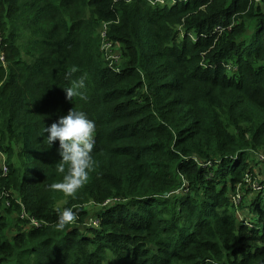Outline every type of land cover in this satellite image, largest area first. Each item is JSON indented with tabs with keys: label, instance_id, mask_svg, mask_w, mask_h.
Listing matches in <instances>:
<instances>
[{
	"label": "trees",
	"instance_id": "1",
	"mask_svg": "<svg viewBox=\"0 0 264 264\" xmlns=\"http://www.w3.org/2000/svg\"><path fill=\"white\" fill-rule=\"evenodd\" d=\"M152 1L0 0V264H264V0ZM83 74L95 164L66 196L43 130Z\"/></svg>",
	"mask_w": 264,
	"mask_h": 264
},
{
	"label": "clouds",
	"instance_id": "2",
	"mask_svg": "<svg viewBox=\"0 0 264 264\" xmlns=\"http://www.w3.org/2000/svg\"><path fill=\"white\" fill-rule=\"evenodd\" d=\"M171 1V0H170ZM7 47V42H5ZM5 51V62L0 59L4 67L8 66L7 51ZM115 72H119L115 67ZM118 69V71H117ZM73 68L71 72H75ZM86 74L81 75L78 80L72 82L71 86L64 87L66 98L74 101L79 97L86 99L83 93L85 88ZM47 133L44 142L47 148L52 147L57 141L59 143L58 152L62 158L57 164V172L62 174V179L48 185L52 191L62 192L66 196H73L89 179V173L93 169L95 161L93 151L96 144V124L90 119L85 111L77 107L69 110L67 115L60 117L58 122L50 127H45L43 134ZM42 134V135H43ZM7 163V162H6ZM57 211V222L55 228L57 231L64 230L71 225L77 218V214L71 208H64Z\"/></svg>",
	"mask_w": 264,
	"mask_h": 264
},
{
	"label": "built area",
	"instance_id": "3",
	"mask_svg": "<svg viewBox=\"0 0 264 264\" xmlns=\"http://www.w3.org/2000/svg\"><path fill=\"white\" fill-rule=\"evenodd\" d=\"M171 1L173 3L177 2V0H171ZM184 1H188V0H184ZM105 34H106V32L103 33V35H105ZM105 37H106V35L104 36L103 49L105 50L106 54H109V57H107V58L111 60V64L119 62L120 57H121V53L115 49L114 43L109 41V40H106ZM3 43H4V41L0 40V59L5 62L6 56H5V51L2 48L3 47ZM114 54H117V55H114ZM112 67L114 69H116L114 67V65ZM117 71H118V69H117ZM0 157H5L3 151L1 150V148H0ZM8 173H9V168H8L7 163L5 162V165L1 168V172H0V199L4 198L5 199V203L7 205L10 204L11 192L7 191L6 188L1 186V180H3L8 175ZM35 223L38 224L36 221H35Z\"/></svg>",
	"mask_w": 264,
	"mask_h": 264
},
{
	"label": "rangeland",
	"instance_id": "4",
	"mask_svg": "<svg viewBox=\"0 0 264 264\" xmlns=\"http://www.w3.org/2000/svg\"><path fill=\"white\" fill-rule=\"evenodd\" d=\"M165 1H167V0H153L152 1V4H161L162 6L165 4ZM102 28V27H101ZM101 28L99 29V31L101 30ZM1 30V29H0ZM102 30H103V28H102ZM102 30H101V34H102V36L104 37L105 35H103V33L105 32V31H103V33H102ZM2 31V30H1ZM104 40V39H103ZM101 44H102V40H101ZM103 45V44H102ZM79 60H80V58H79ZM77 100H76V102L75 103H70V104H67V106H66V109H65V111H66V114L69 112V110H71V109H73V108H75V107H77L79 110H83V100H81L79 97H77L76 98ZM7 160H6V158L5 157H1V160H0V170H1V168L5 165V162H6ZM29 168H31V166H29ZM262 188V185H258V184H256V185H254V188L250 191L251 193L252 192H254V191H257V190H260ZM241 195H238V197L236 198V203H237V205H239L240 204V202H241ZM248 214H251L250 213V211L249 210H247L246 212H244L243 211V209H238V211H237V215L238 216H244V215H248ZM14 217H16V216H14Z\"/></svg>",
	"mask_w": 264,
	"mask_h": 264
}]
</instances>
